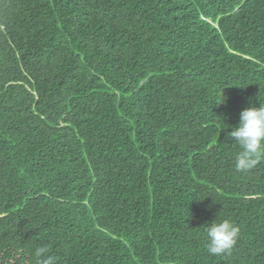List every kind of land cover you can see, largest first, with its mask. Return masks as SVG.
I'll return each instance as SVG.
<instances>
[{"label": "trees", "instance_id": "obj_1", "mask_svg": "<svg viewBox=\"0 0 264 264\" xmlns=\"http://www.w3.org/2000/svg\"><path fill=\"white\" fill-rule=\"evenodd\" d=\"M253 104L264 0H0V264H264Z\"/></svg>", "mask_w": 264, "mask_h": 264}, {"label": "clouds", "instance_id": "obj_2", "mask_svg": "<svg viewBox=\"0 0 264 264\" xmlns=\"http://www.w3.org/2000/svg\"><path fill=\"white\" fill-rule=\"evenodd\" d=\"M224 97L222 99V102ZM221 102V103H222ZM239 145L235 168L248 171L256 167L264 154V104H254L244 108L239 114L238 124L227 134ZM207 234V251L211 255H220L231 250L237 242L238 228L229 219L215 218L205 224ZM32 255L36 264H55L54 258L48 255L45 246H37Z\"/></svg>", "mask_w": 264, "mask_h": 264}]
</instances>
